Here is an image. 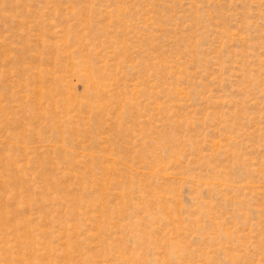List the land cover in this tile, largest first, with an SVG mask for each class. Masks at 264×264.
Instances as JSON below:
<instances>
[{"label": "rangeland", "instance_id": "rangeland-1", "mask_svg": "<svg viewBox=\"0 0 264 264\" xmlns=\"http://www.w3.org/2000/svg\"><path fill=\"white\" fill-rule=\"evenodd\" d=\"M0 264H264V0H0Z\"/></svg>", "mask_w": 264, "mask_h": 264}]
</instances>
